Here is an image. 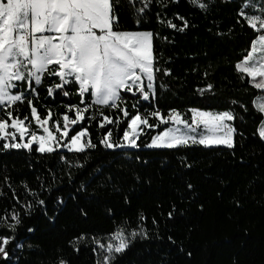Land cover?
Here are the masks:
<instances>
[{
	"label": "trees",
	"instance_id": "1",
	"mask_svg": "<svg viewBox=\"0 0 264 264\" xmlns=\"http://www.w3.org/2000/svg\"><path fill=\"white\" fill-rule=\"evenodd\" d=\"M203 2L210 3L209 11L189 0H163L166 7L153 0L139 14L143 21L138 26L137 10L144 7L145 0H119L120 23L114 30L155 33V66L160 71L155 73L154 96L141 100L138 109L132 104L139 96L123 93L120 106L127 107L128 118L116 109H103L113 120L119 117V125L102 129V116L93 107L86 119L70 126L67 140L86 129L84 143L90 140L95 148L40 153L33 144L31 150H3L5 141L0 140V217L14 223L11 216L18 213L21 219L15 232L0 227V236L13 237L6 246L10 259L0 258V264H59L61 259L67 264H96L99 257L93 252L92 237L107 243L108 235L121 228L126 233L143 228L149 239H137L114 264H264V139L258 130L263 116L254 106L258 89L235 68L259 33L238 14L244 0ZM178 16L189 24L183 32L177 30L183 23ZM168 21L177 29L168 27ZM165 68L169 75L164 74ZM57 82L58 78L44 79L43 85L36 86L38 95L33 99L40 120L48 118L52 125L61 124L64 114L75 119V110L69 105L83 107L78 85L65 89L72 93L68 96L59 91L49 96L47 87ZM209 84L212 90L202 93ZM86 96L91 102L90 93ZM8 108L0 107V119L11 123ZM192 108L231 110L234 147H145L169 123H160L149 112L159 110L167 116L175 109L189 120ZM11 110L13 117H27L26 126L39 132L26 102H18ZM137 111L156 125L140 135L139 147L108 149L100 144L109 130L112 141L122 143L126 121ZM82 184L86 191L78 192ZM188 184L193 188L188 189ZM58 196L65 200L59 208ZM40 199L46 202L47 216L36 205ZM28 205L35 206L30 214H26ZM80 208L87 211L86 217ZM4 222L0 220V225ZM82 233L88 240L77 251L70 242Z\"/></svg>",
	"mask_w": 264,
	"mask_h": 264
},
{
	"label": "snow or ice",
	"instance_id": "2",
	"mask_svg": "<svg viewBox=\"0 0 264 264\" xmlns=\"http://www.w3.org/2000/svg\"><path fill=\"white\" fill-rule=\"evenodd\" d=\"M151 2L153 0H145L144 7L137 10L135 23L138 26L143 21L139 14L144 13ZM155 2L161 7L167 6L163 0ZM171 2L177 3L178 0ZM118 3L119 0H0V106H9L7 116L11 118L10 125L6 119H0V140L8 141L10 138V142L3 143V150H31L34 142L38 143L36 150L40 153H54L55 147L77 152L96 147L90 140L87 143L82 142V138L88 134L86 129L72 135L69 141L60 145L54 133L48 127H44L48 124V118L41 123L46 135H37L33 132L27 142L24 141L29 132L25 123L27 117L23 119L19 116L13 117L11 109L18 102H26L31 107L32 118L40 122L37 108L33 106V99L38 95L36 86L43 85L46 78L59 79V82L47 87L49 96H54L57 91L68 96L72 93L65 89L78 85L77 91L83 107L69 105L70 110H75V119H70L68 114L63 115V136L69 135L71 125H77L79 121L86 119L85 114L93 107L97 108L98 115L102 116L99 124L102 129L113 123L119 125L120 118L113 120L104 114L103 109H116L123 113V117L128 118L127 107L120 106L124 103L123 93L139 96L140 99L132 104L134 109H138L141 100L148 101L154 96L155 73L160 71L155 66L153 48L155 33L114 30L120 23L116 12ZM189 3L205 12L211 7L210 3L203 0H189ZM248 9L252 10L251 13ZM238 14L244 18L248 26L258 30L259 34L252 39L250 50L235 64V68L239 73L251 78L250 83H254L256 89L264 90V0H244ZM178 18L183 22L178 29L171 21L167 22L168 27L183 32L189 27L188 21L184 17ZM231 31L232 29H229V34ZM164 74L169 75V70L165 68ZM212 88L213 86L209 84L206 89L200 91L203 93L211 91ZM88 93L91 102L87 101ZM30 95L33 98H28ZM254 103L259 113L264 114V98H260L259 102L254 100ZM190 111V122L182 118L181 113L175 109H171L167 116H162L159 110L149 112L147 115L156 118L160 123L168 121L172 126L165 127L163 131L153 136L145 147L176 149L189 144L205 147L224 145L230 149L234 147L233 137L236 129L228 123L235 119L231 110L213 112L192 108ZM91 118L96 119V116ZM126 123L127 127L121 137L122 143L113 142L112 132L109 130L103 135L100 144L108 149L139 147L137 140L144 127H156L155 124H150L147 116L142 115L140 111L131 115ZM9 127L15 131H8ZM57 128L59 130V125ZM17 133L19 142H16ZM259 137L264 139V127L259 129ZM187 187L192 189L193 185L188 184ZM77 191H86V186L82 184ZM72 198L77 197L74 195ZM64 204V198L58 196L57 207ZM36 205L43 209L47 216L45 200H37ZM34 207L28 205L29 213L26 214H30ZM79 211L81 215L87 216L84 208H80ZM172 215V212H169V218H172ZM50 219L54 220V217ZM140 219L143 220L144 217L141 216ZM0 220L5 221L0 227H7L13 232L21 225L18 213L11 216L14 223H8L3 217H0ZM28 231L34 229L29 228ZM137 239L141 241L149 239L143 228L128 233L123 228L117 229L108 235L107 243L101 242L99 237H92V242L96 245L93 252L99 257L96 264H114ZM168 239L172 240V237ZM12 240L13 237L0 236V258L4 261L10 259L6 246ZM87 240L86 234L82 233L70 244L79 251L77 246ZM59 264H67V261L61 259Z\"/></svg>",
	"mask_w": 264,
	"mask_h": 264
},
{
	"label": "rangeland",
	"instance_id": "3",
	"mask_svg": "<svg viewBox=\"0 0 264 264\" xmlns=\"http://www.w3.org/2000/svg\"><path fill=\"white\" fill-rule=\"evenodd\" d=\"M258 91H259V93L255 96V98H254V100L255 101H257V102H259V99L260 98H264V90H259L258 89ZM254 106H255V103H254ZM1 107V106H0ZM256 107V106H255ZM257 109V108H256ZM258 110V109H257ZM188 116H189V120L188 119H186V118H184L183 116H182V118H184V119H186V120H188L189 122H190V120H191V111H189V113H188ZM262 116H263V119H262V121H264V114H262ZM42 121L43 120H40V122H38L37 120H35L34 119V122H35V124H36V126H37V128H38V130H39V132H35L37 135H46V133H44V131H43V127H41V123H42ZM168 122V121H167ZM228 123H231V121H229ZM11 123H9V125H10ZM57 125H59V130H58V128H57ZM172 125L170 124V123H168V126L167 127H171ZM44 127H48L49 128V130L50 131H52L53 133H54V135L57 137V143H59L60 145H63L65 142H67V141H69L70 139H68L67 140V136H63L62 135V132H63V127H64V120H62V123L61 124H58V123H55V124H50V122H49V120H48V124L47 125H44ZM182 127V126H181ZM261 127H264V123H260V125H259V128H258V130L261 128ZM27 128H28V126H27ZM29 129V128H28ZM146 129H149V128H147V127H144V131L141 133V135H144L145 134V130ZM201 129H202V126H201ZM164 130V129H163ZM162 130V131H163ZM8 131H15L14 129H11L10 127H9V129H8ZM31 133H33L30 129H29V132H28V134L25 136V138H24V141L25 142H27V140L30 138V135H31ZM158 133H155L153 136H155V135H157ZM152 136V137H153ZM151 137V138H152ZM19 134L17 133L16 134V142H19ZM150 141H151V139H150ZM150 141H149V143H150ZM5 142H10V138H9V140L8 141H5ZM82 142H84V137L82 138ZM33 144H35V145H37V147H38V143H36V142H34ZM219 146H224V145H219ZM54 147H55V145H54ZM124 147H129V148H131L130 146H124ZM225 147H227V146H225ZM55 149H58V150H68V151H70L68 148H64V147H55ZM72 151V150H71ZM75 151V150H74Z\"/></svg>",
	"mask_w": 264,
	"mask_h": 264
}]
</instances>
